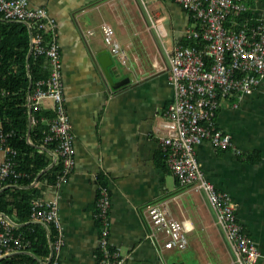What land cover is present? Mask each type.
<instances>
[{"label":"crops","instance_id":"0c3cea01","mask_svg":"<svg viewBox=\"0 0 264 264\" xmlns=\"http://www.w3.org/2000/svg\"><path fill=\"white\" fill-rule=\"evenodd\" d=\"M29 1L32 7L45 8L56 23L55 42L64 104L74 134L75 165L68 182L58 185L63 160L55 144L46 141L55 104L50 98L35 100L39 83L49 79L36 85L30 80L25 104L27 142L32 147L29 157L36 156L44 165L29 184L27 180L22 183L26 174L16 169L18 151L12 145L17 151L15 173L0 178V192L9 189L7 198L13 203L8 213L0 211V235L5 236L0 242V262L13 257L18 264H50L55 259L59 264H100L102 223L97 200L103 188L110 199L108 239L112 248L126 257L124 264H230L232 254L205 196L183 186L160 151V125L174 98L169 54L175 45L190 41L188 12L171 0ZM142 4L155 19L160 36L171 35V46L165 42L163 49L160 47ZM248 7L264 19V0H248ZM105 26L114 29L125 62L106 44ZM32 49L31 37L27 69ZM105 54L111 57L106 67ZM46 64L52 73V65ZM7 98L12 100V94L1 81L0 102ZM4 110L7 114V108ZM37 112L46 113L41 123L48 129L43 139L34 142L31 131L38 122ZM217 121L231 136L232 146L221 150L204 141L197 147V156L207 180L231 196L239 223L260 252L257 264H264V80L251 95L223 104ZM3 122L0 118V130ZM5 155L0 150V169ZM30 166L36 169L35 162ZM35 169L30 170L34 173ZM51 200L58 203L61 230L35 217L40 206L45 208ZM151 205L166 208L171 218L182 223L184 249L164 247L169 237L148 221Z\"/></svg>","mask_w":264,"mask_h":264},{"label":"built area","instance_id":"2783aa9c","mask_svg":"<svg viewBox=\"0 0 264 264\" xmlns=\"http://www.w3.org/2000/svg\"><path fill=\"white\" fill-rule=\"evenodd\" d=\"M171 1L180 4L190 15L187 37L193 43L175 45L169 54V80L174 88V98L165 109L160 125V151L177 180L205 196L232 254L230 264H257L260 257L257 246L239 223L231 196L207 180L197 156V147L204 141H210L221 150L232 146L231 136L218 125V112L229 100L251 95L264 80V20L256 16L242 23L236 22L241 14L249 10L248 0ZM0 13L5 20L26 23L32 31L34 55H44L52 65L50 78L39 83L35 100L40 102L50 98L54 101L55 116L49 122L46 141L54 143L62 157L63 168L57 177V184H65L74 169L76 149L64 104L55 20L45 8L32 7L29 0H0ZM41 30L49 32L51 42L45 43ZM114 34L112 27H104V39L110 51L125 62L126 54L115 42ZM1 81L0 76V84ZM12 135V132L0 130V150L6 154V162L0 169L1 179L15 173L17 151L11 143ZM109 206L108 191L100 188L97 200L102 223L100 252L103 257L100 264H124L126 257L113 249L108 239ZM35 217L61 230L56 200L49 201L45 208L40 206ZM147 218L169 237L164 243L165 248L186 247L182 223L171 218L166 208L151 205ZM0 237L2 243L5 236ZM62 243L61 238L56 244L57 252L61 250ZM50 264L59 262L55 259Z\"/></svg>","mask_w":264,"mask_h":264},{"label":"trees","instance_id":"16d2710c","mask_svg":"<svg viewBox=\"0 0 264 264\" xmlns=\"http://www.w3.org/2000/svg\"><path fill=\"white\" fill-rule=\"evenodd\" d=\"M0 16L4 19L1 13ZM256 16L257 14L249 9L241 14L236 19V22L242 23L245 19ZM41 33L44 38L49 39L48 31L41 30ZM31 37L32 31L26 23L5 19L0 21V76L2 77V87L12 94V100L7 98L0 102V118H4L3 129L13 131L11 143L18 151L16 169L17 171L25 172L26 176L21 178L20 181L24 183L27 180L26 184L32 181L36 170L44 165L42 161L36 160V156L29 157L32 147L27 142L28 108L25 104L27 102L30 80H33V85H36L40 81L49 79L51 74L50 69L47 68L48 65H45L47 61L49 64L51 63L44 55H32L29 61V69H27L26 57L30 49ZM192 43V41H189L181 44L189 45ZM5 108H7V114L4 110ZM43 115L46 116V113H36L38 122L31 131L34 142L43 139L44 133L48 129L47 125L45 126L41 123ZM31 162L36 163V169L30 166ZM30 169H35L34 173ZM9 192V189L0 192L1 212L8 213L13 206V203L7 198V193ZM0 264H18V262L13 257H5Z\"/></svg>","mask_w":264,"mask_h":264},{"label":"rangeland","instance_id":"374dc122","mask_svg":"<svg viewBox=\"0 0 264 264\" xmlns=\"http://www.w3.org/2000/svg\"><path fill=\"white\" fill-rule=\"evenodd\" d=\"M142 7H143V10H144V14H145L146 21H147V23L149 24L150 31H151V33L153 34V36H155V38L157 39V41H158L160 47L163 49V43H165V42H166V45L171 46V43H172L171 35L168 36L167 38L163 39V38L160 36V34H159L157 28H155V26H154V22H155V21H153V20H155V19L152 18V17L149 15L147 9L144 7L143 4H142ZM148 36H149V38H150V32H149V31L146 32V39L149 41ZM151 36H152V35H151ZM150 39H151V38H150ZM163 40H164V41H163ZM137 47H138V48H141V47H142V44H141V43H138ZM117 63L119 64V67H120L121 69H124V68H125L124 65H123L121 62H119L118 60H117Z\"/></svg>","mask_w":264,"mask_h":264},{"label":"water","instance_id":"95a60500","mask_svg":"<svg viewBox=\"0 0 264 264\" xmlns=\"http://www.w3.org/2000/svg\"><path fill=\"white\" fill-rule=\"evenodd\" d=\"M104 62H103V66L104 67H106L107 66V64L109 63V62H111V57H110V55H108V54H105L104 56ZM106 72H107V76L109 77V80H110V82L112 83V85H113V87H116L117 85H115L114 83H113V80H112V78H111V76H110V74H109V71L106 69Z\"/></svg>","mask_w":264,"mask_h":264}]
</instances>
